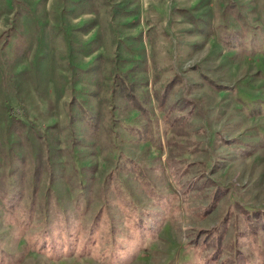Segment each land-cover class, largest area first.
<instances>
[{
  "label": "rangeland",
  "instance_id": "374dc122",
  "mask_svg": "<svg viewBox=\"0 0 264 264\" xmlns=\"http://www.w3.org/2000/svg\"><path fill=\"white\" fill-rule=\"evenodd\" d=\"M0 264H264V0H0Z\"/></svg>",
  "mask_w": 264,
  "mask_h": 264
}]
</instances>
